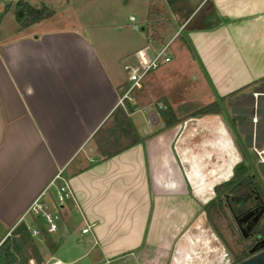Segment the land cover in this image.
I'll list each match as a JSON object with an SVG mask.
<instances>
[{
    "label": "crops",
    "instance_id": "1",
    "mask_svg": "<svg viewBox=\"0 0 264 264\" xmlns=\"http://www.w3.org/2000/svg\"><path fill=\"white\" fill-rule=\"evenodd\" d=\"M175 1L176 30L158 41L141 19L142 45L47 15L0 36V241L39 194L55 208L58 174L72 199L56 230L38 223L41 264H234L257 252L239 260L226 236L227 220L264 223V0ZM177 32L186 40L170 45ZM165 44L169 69L121 97L122 65ZM189 61L205 79L198 97L176 82ZM188 100L215 111L180 112Z\"/></svg>",
    "mask_w": 264,
    "mask_h": 264
},
{
    "label": "rangeland",
    "instance_id": "2",
    "mask_svg": "<svg viewBox=\"0 0 264 264\" xmlns=\"http://www.w3.org/2000/svg\"><path fill=\"white\" fill-rule=\"evenodd\" d=\"M34 7H38L41 4H44L49 10V25L50 26H59V27H76L80 24H94L97 26V32L102 40L104 39L108 44L119 43L125 36L127 42L132 44L138 43L142 45L147 43L142 39L143 34L148 32L156 40L167 39L173 31L176 30L180 20L174 18L169 5L166 0H24ZM178 6L188 10L186 0H176ZM14 3L15 0H0V36L5 35L13 27H17L18 23L14 18ZM131 14L136 17V20L131 22L128 20L127 16ZM145 19V22L140 20ZM140 23L144 26V33L141 32ZM135 25V26H133ZM185 39L182 33L177 32L171 39L170 45L175 43H181ZM170 47L168 48V50ZM112 51V50H110ZM112 53H114L112 51ZM170 53V52H169ZM170 60V59H169ZM173 60V54L171 61H164L159 64L156 68H160L162 65H165L167 69L170 67L168 64H171ZM190 62V61H189ZM182 74L176 77V82L179 83L180 88L183 92H188L193 95L192 97H198V94L202 93L204 90L205 79L204 76L198 70V67L195 62H190L186 67L182 66ZM185 68V71H184ZM122 75L124 71L122 70ZM152 72V71H151ZM170 72V71H169ZM124 84V87H127ZM137 91L136 89L132 90V94ZM131 94V95H132ZM139 94L144 95V89L139 91ZM188 99L192 98L187 96ZM199 102L189 101L184 103L180 108V112L188 113L189 111L199 107ZM159 108L165 110L162 105H159ZM179 109V110H180ZM55 204V202L53 201ZM242 212L241 209H238V213ZM32 218V215L28 214L25 218ZM245 218L241 219L240 224H238L239 231L236 229L237 226L233 225L234 223L230 220H227L229 225V230H233L234 235L232 237L226 236L230 246V250L234 255L238 257L242 256L250 246L252 238L255 237V234L252 235L248 232L251 230L248 226V221ZM223 223V222H222ZM220 228L225 229L224 225H220ZM236 229V230H235ZM254 229V228H253ZM254 232V231H252ZM245 235V236H244ZM238 239V245L235 246L236 242L233 240V237ZM251 236V237H250ZM37 250L44 252L47 249V246H43V240L37 238H32ZM42 239V238H41ZM230 242V243H229Z\"/></svg>",
    "mask_w": 264,
    "mask_h": 264
},
{
    "label": "built area",
    "instance_id": "3",
    "mask_svg": "<svg viewBox=\"0 0 264 264\" xmlns=\"http://www.w3.org/2000/svg\"><path fill=\"white\" fill-rule=\"evenodd\" d=\"M129 20H133V17L130 16ZM166 47L167 44L154 50L150 49V54L146 52V48H143L136 52L133 62H128L122 65L128 85L121 97L128 94L132 89L140 87L142 80L148 73L155 70L160 63L169 60V57L166 55ZM54 179H59V183L54 186L53 199L55 202V208L49 207L45 201L40 200L39 194L28 204L16 220L15 224H18L23 222V219L28 214L32 215V224H25L30 237H36L38 235V223H42L47 232L56 230L60 219L58 209L67 200L72 199V193L67 182L56 174L49 184H52ZM86 230L87 228L84 227L81 228L80 231L85 232ZM27 264L36 263L32 259H28Z\"/></svg>",
    "mask_w": 264,
    "mask_h": 264
},
{
    "label": "trees",
    "instance_id": "4",
    "mask_svg": "<svg viewBox=\"0 0 264 264\" xmlns=\"http://www.w3.org/2000/svg\"><path fill=\"white\" fill-rule=\"evenodd\" d=\"M171 1V0H168ZM49 14V10L44 4L38 7H34L24 0H15L14 3V18L19 26H26L31 23L40 21L44 19L46 15ZM216 103L214 101L197 108L191 113V115L198 113H207L215 111ZM165 109V108H164ZM167 110H161L160 116L164 118L167 115ZM122 118L126 120V117L122 113ZM117 116V115H116ZM116 116L114 118H116ZM121 120V119H120ZM171 119L164 118V125L168 126L171 123ZM120 125H123L120 121ZM101 132V129L99 130ZM101 133L98 132L96 137L100 136ZM114 133H111V137ZM100 143H103L101 141ZM128 145V144H126ZM104 146L99 145V149L104 151ZM231 181L222 184L223 187L229 186ZM247 180L244 179V185H247ZM252 233L257 236L256 239L259 241L262 239L263 227L260 225L252 226ZM264 248V244H256L253 248L254 251H259ZM32 259L36 264H41V257L35 246L32 237H30L29 232L23 222L16 224L10 233L0 241V264H27V260ZM242 259V256L238 258Z\"/></svg>",
    "mask_w": 264,
    "mask_h": 264
},
{
    "label": "water",
    "instance_id": "5",
    "mask_svg": "<svg viewBox=\"0 0 264 264\" xmlns=\"http://www.w3.org/2000/svg\"><path fill=\"white\" fill-rule=\"evenodd\" d=\"M146 52L150 54V49L146 48ZM234 264H264V249L234 263Z\"/></svg>",
    "mask_w": 264,
    "mask_h": 264
},
{
    "label": "flooded vegetation",
    "instance_id": "6",
    "mask_svg": "<svg viewBox=\"0 0 264 264\" xmlns=\"http://www.w3.org/2000/svg\"><path fill=\"white\" fill-rule=\"evenodd\" d=\"M245 212H247V211H249V209H246V210H244ZM243 211V212H244ZM244 212V213H245ZM261 226L263 227V232H262V237L261 238H263V236H264V223H262L261 224ZM253 230H252V228H251V232H252ZM255 238H257V236H255L254 238H253V240L251 241V243H250V246H252V245H256V244H258L259 243V240L258 239H255Z\"/></svg>",
    "mask_w": 264,
    "mask_h": 264
}]
</instances>
